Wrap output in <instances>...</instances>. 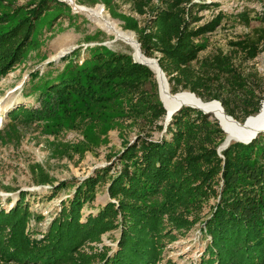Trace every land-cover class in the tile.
<instances>
[{"label":"trees","instance_id":"16d2710c","mask_svg":"<svg viewBox=\"0 0 264 264\" xmlns=\"http://www.w3.org/2000/svg\"><path fill=\"white\" fill-rule=\"evenodd\" d=\"M92 1L114 15L113 0ZM129 2L137 16L146 17L145 23L124 16L119 20L124 30L136 35L145 57L158 58L172 94L188 90L204 102L218 101L241 124L259 112L264 92L259 89L250 106L254 98L247 80L229 57L204 60L201 74L191 68L201 52L195 41L213 33L221 16L193 28L200 20L192 10L206 9L202 4ZM28 7L0 14V79L38 47L39 36L53 22L64 13L72 18L71 10L57 0H32ZM263 45L264 28L254 38L233 44L248 61L264 51ZM85 53L82 60L78 52L64 57V66L53 77L51 72L31 74L27 96H33L38 107L12 110L9 124L41 123L51 134L82 125L91 132L127 127L135 129V141L129 145L125 136L120 138L123 150L115 154L120 169L107 184L110 201L95 215L82 218L81 212L94 201L97 186L105 183L104 171L77 186L45 232L30 233V222L43 218L34 217L25 195L20 194L10 210L0 209V264H160L166 247L198 224L209 238L199 264H264V133L247 145L230 144L221 157L217 149L225 134L218 122L182 107L154 140L153 134L164 129L166 111L153 72L131 55L105 47H90ZM221 80L243 108L241 117L224 98L217 84ZM211 200L215 204L201 222L200 213ZM113 232L119 234L115 250L97 248L102 237ZM35 234L39 240L31 239Z\"/></svg>","mask_w":264,"mask_h":264},{"label":"rangeland","instance_id":"374dc122","mask_svg":"<svg viewBox=\"0 0 264 264\" xmlns=\"http://www.w3.org/2000/svg\"><path fill=\"white\" fill-rule=\"evenodd\" d=\"M76 1L78 3V0ZM81 1L83 6L90 8L102 5L93 4L92 0ZM31 2L32 0H8L7 3L0 4V14L11 12L18 7L29 9L28 5ZM191 4H202L206 8L202 11L199 8L192 10V14L200 20L193 25V28L202 26L218 16L222 17L220 25L213 33L195 41L200 46L201 52L198 54L197 61L191 64L192 70L201 74L200 65L204 60H211L216 56L229 57L236 72L247 80V91L254 98L249 104L253 106L255 98L259 95V89L264 92V51H261L254 60L248 61L245 59V54L239 52L233 44L246 38H254L256 32L264 28V0H191ZM64 5L71 10L69 6ZM103 9L123 31L126 30L119 16L135 18L141 26L146 20V17L140 18L133 12L129 0H113L111 11L114 15H111L110 10L104 6ZM70 16L71 20L64 13L52 23L51 29L44 30L38 38V47L32 48L20 65L0 79V82L4 81L0 86V96L23 79L20 101L7 111L0 122V209L10 210L17 202L19 203L20 194L25 195V203L34 217L43 218L40 223L34 220L30 222V233L45 232L60 211L61 205H67V202L71 200L77 186L104 171L105 183L97 186L94 201L85 205L81 212L82 218L88 214L95 215L110 201L107 184L120 169L115 157V154L123 150L120 138L125 136L129 145L135 141V129L127 127L121 130L102 128L96 129L97 132H91L89 126L81 124V127L51 134L45 131L41 123L14 127L9 124L7 115L12 110L21 106L38 107L37 100L33 96H27L31 74L39 72V75L46 76L51 72L53 77L64 66L65 63L61 62L64 57L78 52V60H82L87 55L85 50L90 47H105L134 58L130 47L112 36H107L82 15L71 10ZM61 41L72 48L58 59H53L52 57L62 45ZM217 84H220L219 88L224 91L223 96L231 109L241 117L243 108L235 104L238 101L226 90L224 81L221 80ZM182 91L180 89L178 92ZM209 116L215 120L213 115ZM162 124L164 126V123ZM164 132L165 126L162 133L155 132L152 139H159ZM61 184H65L66 187L59 189ZM1 194H7V196L1 197ZM214 204L215 202L211 200L203 208L200 213L201 222L208 219ZM201 229L203 226L198 224L177 242L168 245L160 264H199L209 242V238L201 234ZM118 236V232L104 235L102 244L97 245V248L107 246L113 252ZM31 239L39 240L40 236L35 234L31 236Z\"/></svg>","mask_w":264,"mask_h":264},{"label":"bare ground","instance_id":"6f19581e","mask_svg":"<svg viewBox=\"0 0 264 264\" xmlns=\"http://www.w3.org/2000/svg\"><path fill=\"white\" fill-rule=\"evenodd\" d=\"M69 6L71 10L79 15L85 17L90 23L96 28L101 30L107 36H112L115 40L123 43L130 47L133 51L134 59L143 62L153 72L155 78L158 81L159 93L162 104L167 110L178 100L180 103L188 105L190 107L200 108L212 112L218 125L226 132L225 135L229 139L241 140L243 136L248 132H254L261 126H264V98L258 114L250 119L246 125L235 121L233 118L228 116L223 107L215 101L203 102L195 94L187 91L178 92L176 94L171 93V88L168 84L167 78L163 76L156 65V62L152 58H147L138 50L136 45V37L132 32L123 31L118 23L111 19L109 15L104 11L103 7L96 5L95 7H86L77 3L76 0H59ZM61 41L62 45L52 57L58 59L62 54L67 52L72 46L66 45ZM4 81L0 82V86L3 85ZM23 85V79L18 82L15 87L11 90L6 91L3 96H0V122L3 117L12 106H15L21 99V88ZM7 194H1V197H6Z\"/></svg>","mask_w":264,"mask_h":264},{"label":"water","instance_id":"95a60500","mask_svg":"<svg viewBox=\"0 0 264 264\" xmlns=\"http://www.w3.org/2000/svg\"><path fill=\"white\" fill-rule=\"evenodd\" d=\"M57 1H59V0H57ZM59 2H61V1H59ZM99 6H101V7H103L102 5H99ZM133 33V32H132ZM136 45H137V47H138V50L140 51V45H139V43L136 41ZM141 52V51H140ZM142 54V53H141ZM153 59V61L154 62H156V65H157V67L159 68V70H160V72H161V74L163 75V76H165V74L162 72V70L160 69V67H159V65H158V58H152ZM133 60H134V62H136V63H139V64H141V65H144V66H146V67H148L147 65H145L143 62H141V61H137V60H135L134 58H133ZM149 68V67H148ZM150 69V68H149ZM151 70V69H150ZM152 71V70H151ZM155 80H156V83H157V86H158V97H159V99H160V93H159V85H158V81H157V79L155 78ZM160 102H161V99H160ZM216 103H218L219 105H221L219 102H217V101H215ZM162 103V102H161ZM261 105H262V103H261ZM261 105H260V108H261ZM162 106H163V108L165 109V111H166V115H165V118H164V126H165V129H166V127H167V125L169 124V122L171 121V118H172V116L174 115V114H176L182 107H190V106H188V105H185V104H183V103H180L178 100L175 102V104L174 105H172L171 107H170V109L169 110H167L166 108H165V106L162 104ZM190 108H192V109H196V110H199V111H201L204 115H212V112H210V111H207V110H203V109H200V108H193V107H190ZM259 111H260V109H259ZM259 113V112H258ZM257 113V114H258ZM214 117V116H213ZM254 116H250V117H248V118H246L245 120H244V122H243V124L244 125H246L247 124V122L250 120V119H252ZM230 118H232V117H230ZM236 121V120H235ZM239 123V122H238ZM241 123H239L238 125H240ZM220 127V126H219ZM220 129L222 130V132L225 134L226 132L220 127ZM264 133V126H261V127H259L258 129H256L254 132H248V133H246V135L245 136H243V138L241 139V140H232V139H229V137H227L226 136V138L224 139V141H223V143L218 147V149H217V153H218V155L219 156H221L220 154H221V152L222 151H224V150H226L227 148H228V146L230 145V144H232V143H241V144H244V145H247V144H249V143H251L254 139H256L259 135H261V134H263ZM222 157V156H221Z\"/></svg>","mask_w":264,"mask_h":264}]
</instances>
